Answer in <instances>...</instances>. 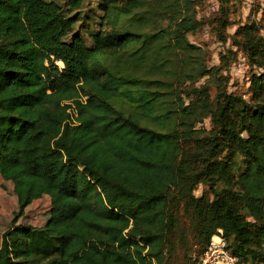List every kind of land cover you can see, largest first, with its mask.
<instances>
[{"label":"trees","instance_id":"1","mask_svg":"<svg viewBox=\"0 0 264 264\" xmlns=\"http://www.w3.org/2000/svg\"><path fill=\"white\" fill-rule=\"evenodd\" d=\"M100 9L112 30L88 45L55 0H0V175L22 209L48 194L52 212L4 231L0 264H192L219 229L240 262H264V103L224 93L213 110L194 87L211 73L188 38L195 0ZM209 114L216 133L202 140ZM201 181L213 198L194 193Z\"/></svg>","mask_w":264,"mask_h":264},{"label":"rangeland","instance_id":"2","mask_svg":"<svg viewBox=\"0 0 264 264\" xmlns=\"http://www.w3.org/2000/svg\"><path fill=\"white\" fill-rule=\"evenodd\" d=\"M55 1L61 6L64 14L78 15L74 32L80 33L88 45L93 43V34L97 30L103 29L108 32L112 30L110 25L100 26L102 14L100 4L103 0H83L79 9L74 11H70L69 0ZM195 4L200 24L195 32L188 35V38L203 49L205 63L211 73L201 77L194 83V87L208 89L213 110L217 102L223 100L224 93L241 96L249 104L264 103V66L258 63L259 60L264 59V54H261V50H264V0H195ZM250 33L256 38L260 37L259 44L248 36ZM69 38L70 35L67 39ZM250 46H253L252 52ZM58 64L63 65L62 62ZM254 81L257 82V87L259 86L256 91L252 87ZM260 84H262L261 89ZM185 88L189 89L187 85ZM185 98L191 100L193 95L187 94ZM231 111L232 115L235 113L233 117L236 120V132L247 136L248 133L244 129L248 126L247 117L242 118L240 114L237 115L236 109ZM196 128L200 130L199 136L203 140L209 134L214 135L217 126L209 114L196 124ZM226 151L227 149L221 154V158H224ZM235 160L241 167L243 166L242 155L236 154ZM235 174L238 176L237 169ZM235 190H239L238 184L235 185ZM194 193L213 198L208 181L198 183ZM51 218V197L48 194L33 199L22 209L13 180L0 175V247L2 234L9 228L17 224L43 227ZM185 225L188 227L189 222L186 221ZM190 238L193 243L192 236ZM193 247L196 249L195 245ZM262 252L264 253V250ZM179 254L182 256L181 251ZM195 254L194 251L191 256ZM31 264L48 263L45 260H35Z\"/></svg>","mask_w":264,"mask_h":264},{"label":"built area","instance_id":"3","mask_svg":"<svg viewBox=\"0 0 264 264\" xmlns=\"http://www.w3.org/2000/svg\"><path fill=\"white\" fill-rule=\"evenodd\" d=\"M264 248V244H263ZM192 264H244L234 255L228 245V240L221 229L213 234L200 256L194 258ZM257 264H264L258 262Z\"/></svg>","mask_w":264,"mask_h":264}]
</instances>
